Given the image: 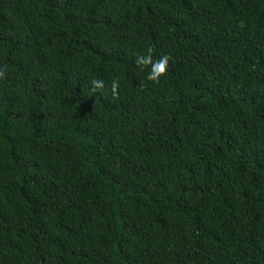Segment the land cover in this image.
<instances>
[{
    "label": "trees",
    "instance_id": "obj_1",
    "mask_svg": "<svg viewBox=\"0 0 264 264\" xmlns=\"http://www.w3.org/2000/svg\"><path fill=\"white\" fill-rule=\"evenodd\" d=\"M0 264H264V0H0Z\"/></svg>",
    "mask_w": 264,
    "mask_h": 264
},
{
    "label": "clouds",
    "instance_id": "obj_2",
    "mask_svg": "<svg viewBox=\"0 0 264 264\" xmlns=\"http://www.w3.org/2000/svg\"><path fill=\"white\" fill-rule=\"evenodd\" d=\"M147 59H149V58H146V61L145 62H147ZM160 63H162L163 65H166L167 64V57H161V60L159 61V64ZM158 75L159 74H157V75H150L149 78L150 79H153V80H156V79H158ZM92 83H93V85H94L95 88H100V87L103 86V82L102 81L93 80ZM115 87H116V85H115V83H113V89H115Z\"/></svg>",
    "mask_w": 264,
    "mask_h": 264
}]
</instances>
